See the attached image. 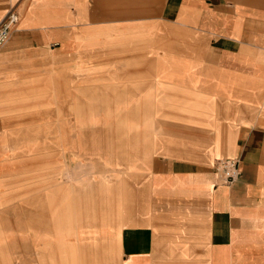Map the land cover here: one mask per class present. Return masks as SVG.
<instances>
[{
    "label": "crops",
    "instance_id": "1",
    "mask_svg": "<svg viewBox=\"0 0 264 264\" xmlns=\"http://www.w3.org/2000/svg\"><path fill=\"white\" fill-rule=\"evenodd\" d=\"M12 3L24 13L0 52V84L30 85L55 72H85L109 43H137L157 31L161 43L175 34V49L162 44L156 53L139 54L147 62L140 71L148 75L132 87L147 90L141 110L151 112L159 57H172L178 66L160 70L161 93L171 90L178 100L200 106L208 131L220 120L229 122L225 139L201 160L191 153L189 159L120 162L112 172L100 173L110 180L145 181V203L114 241L120 264H264V0H0V22ZM225 159L238 161L235 182L225 183L215 170L213 163ZM22 167V161L1 157L0 180H10ZM180 180L191 186H180ZM100 200L107 211L108 201ZM114 206L112 214L123 210L121 203ZM67 233L55 236L50 260L41 264H61L56 250L66 264L77 259V252L63 245L90 236Z\"/></svg>",
    "mask_w": 264,
    "mask_h": 264
},
{
    "label": "rangeland",
    "instance_id": "2",
    "mask_svg": "<svg viewBox=\"0 0 264 264\" xmlns=\"http://www.w3.org/2000/svg\"><path fill=\"white\" fill-rule=\"evenodd\" d=\"M11 6L4 19L13 13L20 23L24 7L17 11L15 3ZM17 28L18 24L10 37ZM156 33L137 43H109L85 72H55L41 77L47 81L20 87L0 84V158H15L23 164L10 180H0V264L48 261L55 236L67 237L71 230L84 232L90 240L63 245V250L68 246L77 252L70 264H120L121 252L114 241L123 228L132 225L130 218L145 203V181L110 180L100 173L112 172L120 162L189 159L191 153L201 160L225 139L228 121L220 120L216 130L208 131L203 120L206 111L200 106L178 100L174 91L161 93L159 72L176 69L175 58L159 57L152 78L151 112L146 115L141 110L147 90L132 87L144 84L148 75L140 71L147 62L139 54L155 52L162 44L175 49L176 44L175 34L161 43ZM153 64L157 65L155 58ZM222 115L217 110V117ZM205 132L207 137H203ZM184 142L204 147L197 150ZM77 175L93 180H73ZM178 184L191 186L186 180ZM101 197L109 203L107 211L99 203ZM115 202L123 210L112 214ZM102 227L107 234H98ZM56 252L60 263L66 264L65 256Z\"/></svg>",
    "mask_w": 264,
    "mask_h": 264
},
{
    "label": "built area",
    "instance_id": "3",
    "mask_svg": "<svg viewBox=\"0 0 264 264\" xmlns=\"http://www.w3.org/2000/svg\"><path fill=\"white\" fill-rule=\"evenodd\" d=\"M18 24V18L11 14L0 24V48L9 40L13 28ZM215 170L225 183L235 182L240 176V168L237 160L220 161L215 165Z\"/></svg>",
    "mask_w": 264,
    "mask_h": 264
}]
</instances>
